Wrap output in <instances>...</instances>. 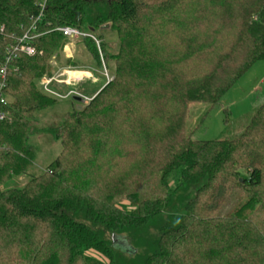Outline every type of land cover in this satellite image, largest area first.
Here are the masks:
<instances>
[{"label": "trees", "instance_id": "1", "mask_svg": "<svg viewBox=\"0 0 264 264\" xmlns=\"http://www.w3.org/2000/svg\"><path fill=\"white\" fill-rule=\"evenodd\" d=\"M41 1L0 0V61L24 34H40L37 54H19L8 73L0 264H264V103L237 137L187 131L191 103L211 109L264 60V0H47L35 23ZM106 25L119 38L117 53L103 50L114 79L84 109L39 128L37 113L57 98L34 79L67 39L57 28ZM83 40L100 65L92 37ZM40 130L61 142L59 154L2 189L33 169Z\"/></svg>", "mask_w": 264, "mask_h": 264}, {"label": "rangeland", "instance_id": "2", "mask_svg": "<svg viewBox=\"0 0 264 264\" xmlns=\"http://www.w3.org/2000/svg\"><path fill=\"white\" fill-rule=\"evenodd\" d=\"M102 9H94V11ZM108 26L106 30L98 29L93 33L92 48L100 55V62L94 59L92 50L83 38L63 39L58 52L54 53L48 63L50 71L34 79L37 89L45 94L56 97V104L37 113L39 128L45 130L60 124L68 110H82L93 100L100 90L115 77V59L105 60L104 49L117 53L119 38ZM53 81L46 86L45 80ZM61 94L56 95L53 92ZM65 96V97H64ZM81 97V99L77 98ZM12 99L10 98V101ZM264 103V60L257 61L229 89L223 99L209 109L204 103H191L187 117V131L197 140L229 139L239 136L250 122L257 108ZM206 115L203 123L202 117ZM43 130L31 138L38 148L37 158L32 170L26 175L16 177L14 184L2 186H23L32 175L44 171L59 154L62 146L59 140ZM242 176L247 170L240 169ZM147 195H152L147 193ZM88 255L103 263L107 259L97 251L89 250Z\"/></svg>", "mask_w": 264, "mask_h": 264}, {"label": "built area", "instance_id": "3", "mask_svg": "<svg viewBox=\"0 0 264 264\" xmlns=\"http://www.w3.org/2000/svg\"><path fill=\"white\" fill-rule=\"evenodd\" d=\"M47 0H42L39 2V7L41 9L39 16L35 19V23L38 20H41L44 9L46 6ZM33 31L37 30L35 26H33ZM58 31L62 32L64 36L67 38L73 39V38H85V37H92V33H88L85 31H82L76 27L66 26V27H59L57 28ZM40 34H30L27 32L24 34L20 40L19 43L16 45H12L7 48V53L5 56H3V59L0 61V121H3L8 118L10 115L9 110L7 109L10 103V97L6 93L7 88V79H8V73L9 69L12 66L13 61L17 58V56L21 53H24L29 56H33L37 54V48L32 44L33 40L37 38ZM94 39V38H93ZM53 80H45V85L48 86ZM50 92L55 93L58 96L59 93L54 92L49 89ZM65 97V96H64ZM83 100V98L81 97Z\"/></svg>", "mask_w": 264, "mask_h": 264}, {"label": "water", "instance_id": "4", "mask_svg": "<svg viewBox=\"0 0 264 264\" xmlns=\"http://www.w3.org/2000/svg\"><path fill=\"white\" fill-rule=\"evenodd\" d=\"M77 99H80V98L78 97ZM113 240H114V246L115 247L121 248L123 251L128 252V253H134L135 252V250L129 246L127 240L124 237L114 236Z\"/></svg>", "mask_w": 264, "mask_h": 264}]
</instances>
